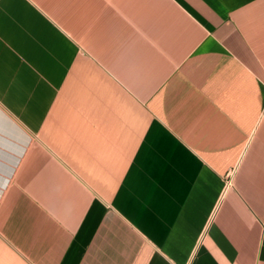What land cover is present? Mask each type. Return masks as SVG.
<instances>
[{"label":"crops","instance_id":"1","mask_svg":"<svg viewBox=\"0 0 264 264\" xmlns=\"http://www.w3.org/2000/svg\"><path fill=\"white\" fill-rule=\"evenodd\" d=\"M0 264H264V0H0Z\"/></svg>","mask_w":264,"mask_h":264}]
</instances>
